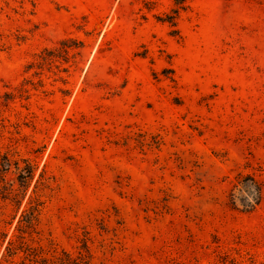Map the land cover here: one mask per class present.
Segmentation results:
<instances>
[{
  "label": "rangeland",
  "instance_id": "obj_1",
  "mask_svg": "<svg viewBox=\"0 0 264 264\" xmlns=\"http://www.w3.org/2000/svg\"><path fill=\"white\" fill-rule=\"evenodd\" d=\"M181 2L0 0V220L37 166L10 235L44 178L40 229L91 264H264V0Z\"/></svg>",
  "mask_w": 264,
  "mask_h": 264
},
{
  "label": "trees",
  "instance_id": "obj_2",
  "mask_svg": "<svg viewBox=\"0 0 264 264\" xmlns=\"http://www.w3.org/2000/svg\"><path fill=\"white\" fill-rule=\"evenodd\" d=\"M176 4H182L181 0H176ZM172 19L174 18L172 17ZM7 161L8 164L0 162V184L6 180L5 174L10 166V161ZM23 164V166L20 163L16 164V181L20 188L18 191L9 192L13 198H7L14 199L18 203L15 215L10 219L2 217L0 220V245L8 240L2 257V264H91L89 254L75 256L65 251L40 229L44 198L47 197L45 190L40 188V186L46 185L44 178L37 181L33 196L30 197L22 210L10 235V228L21 210L37 170V166L29 160H23ZM262 197L263 190L260 182L255 177L247 175L239 179L235 189L230 193L229 200L233 209L242 213H249L261 203Z\"/></svg>",
  "mask_w": 264,
  "mask_h": 264
}]
</instances>
